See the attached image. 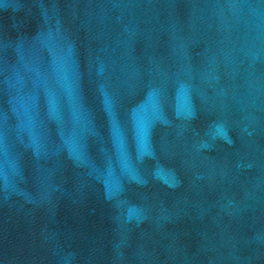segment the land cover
<instances>
[{"label": "water", "instance_id": "water-1", "mask_svg": "<svg viewBox=\"0 0 264 264\" xmlns=\"http://www.w3.org/2000/svg\"><path fill=\"white\" fill-rule=\"evenodd\" d=\"M0 264H264V0H0Z\"/></svg>", "mask_w": 264, "mask_h": 264}]
</instances>
